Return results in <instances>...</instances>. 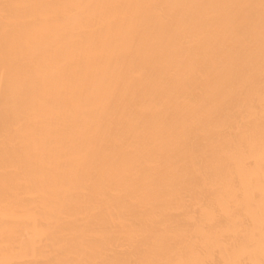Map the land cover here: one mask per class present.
<instances>
[{"label":"bare ground","instance_id":"1","mask_svg":"<svg viewBox=\"0 0 264 264\" xmlns=\"http://www.w3.org/2000/svg\"><path fill=\"white\" fill-rule=\"evenodd\" d=\"M0 264H264V0H0Z\"/></svg>","mask_w":264,"mask_h":264}]
</instances>
